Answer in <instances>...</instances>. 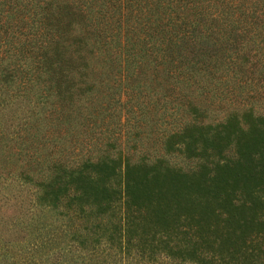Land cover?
<instances>
[{
	"label": "trees",
	"instance_id": "obj_1",
	"mask_svg": "<svg viewBox=\"0 0 264 264\" xmlns=\"http://www.w3.org/2000/svg\"><path fill=\"white\" fill-rule=\"evenodd\" d=\"M0 264H264V0H0Z\"/></svg>",
	"mask_w": 264,
	"mask_h": 264
}]
</instances>
